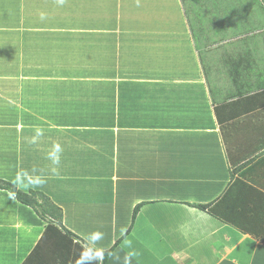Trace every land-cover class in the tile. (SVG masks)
<instances>
[{
    "label": "crops",
    "instance_id": "0c3cea01",
    "mask_svg": "<svg viewBox=\"0 0 264 264\" xmlns=\"http://www.w3.org/2000/svg\"><path fill=\"white\" fill-rule=\"evenodd\" d=\"M227 1L87 3L103 11L101 18H109L110 10L114 16L124 6L145 5L153 11L145 23L151 26L159 24L160 12L166 26L180 28L162 36L161 46L150 35L146 47L162 49L168 61L181 55L190 63L176 69L146 60L157 94L147 102L124 100L122 111L129 104L131 111L120 112V120L132 124L118 130L113 155L79 142L74 151L56 144L41 148L40 172L29 189L61 210V224L15 202L24 209L17 215L22 220L12 227L13 249H0V264H100L92 251H106L117 241L106 264H264V65L256 60L257 37L244 23L249 16L231 11ZM13 18L1 16L0 26L14 24ZM94 20L101 22L100 16ZM210 25L229 27V33L218 29L212 35L217 29ZM33 31L38 47L47 35ZM97 35L103 48L104 34ZM144 37L136 46L137 37L129 41L141 49ZM158 74L161 81L154 78ZM62 130L63 125L41 135L57 138ZM0 244L8 248V239L0 237Z\"/></svg>",
    "mask_w": 264,
    "mask_h": 264
},
{
    "label": "rangeland",
    "instance_id": "374dc122",
    "mask_svg": "<svg viewBox=\"0 0 264 264\" xmlns=\"http://www.w3.org/2000/svg\"><path fill=\"white\" fill-rule=\"evenodd\" d=\"M2 2L0 17L14 16L17 21L13 20L14 24L1 21L6 24L0 26V54L3 56L0 57V179H6L24 192L33 190L29 187L36 185L31 181L35 182L34 177L40 172L42 159L39 152L46 145L56 144L63 149L73 147L74 151L79 142L84 147L100 149L102 156L113 155L112 146L118 130L132 124L120 120L121 113L131 111L128 110L130 104L122 111L124 100L132 103L134 100L130 98L135 96L147 102L157 94V88L151 90V69H148L147 61L151 64L156 59L160 67L161 63H166L176 66V69L189 66L188 58L180 55L177 61L175 58L174 62L168 61V56L161 54L162 49L158 52L156 47L153 51L146 47L150 35L156 37L153 44L160 43L161 46L162 41L158 40L162 36H170L180 26H166L160 12L155 19L159 22L157 27L146 25L153 11L144 8L145 5L140 10L124 6V9H117L114 16L110 10V17L105 14L102 19L101 9L87 5L93 4V0ZM226 4L231 5V11L249 16L244 23L248 32L257 37L255 48L252 47L258 57L257 62L264 64V0H228ZM236 6L239 7L235 11L232 8ZM98 16L101 22L94 20ZM245 26L238 28L246 29ZM212 28L217 29L212 35H218V29L225 35L229 33L226 26ZM31 30L34 33L46 32L47 36L38 47L32 43ZM99 33L104 34L103 48ZM140 34H148V38H141L143 48L135 49ZM129 39L136 40L135 46ZM233 42L236 47L239 46L238 41ZM184 74H189L187 69ZM161 76L158 74L154 78L161 81ZM140 81L146 84L138 86ZM187 93L191 95V92ZM159 96L165 101L172 100L168 94L159 92ZM66 118L71 127L69 129ZM61 119L64 121L58 122ZM61 125L62 135L57 138L47 136L49 130L58 129ZM45 130L47 135L43 137L41 132ZM102 156L99 155V158ZM15 202L8 192L0 190V237L8 239V248L0 244V249H13L15 246L12 245V227L22 220L17 215L24 210ZM8 209L13 213L16 211L15 217L13 213L6 212ZM19 250L17 247L16 251Z\"/></svg>",
    "mask_w": 264,
    "mask_h": 264
},
{
    "label": "trees",
    "instance_id": "16d2710c",
    "mask_svg": "<svg viewBox=\"0 0 264 264\" xmlns=\"http://www.w3.org/2000/svg\"><path fill=\"white\" fill-rule=\"evenodd\" d=\"M0 190L8 192L17 202H19L24 206L30 207L36 213H38L40 217L51 218V220L56 221V223L60 226L61 210L52 202H50L49 198L45 196L42 192L36 190H29V192H24L5 179H0ZM197 207L200 209L207 208V206L204 205H197ZM138 208L139 205L134 208L132 219L135 218V215L138 212ZM48 226H52V225L49 224ZM118 243L119 241L115 242L114 245L106 251H102V252L92 251V254L94 255L95 258L98 257L101 258L99 260L100 264H106L110 254L117 247Z\"/></svg>",
    "mask_w": 264,
    "mask_h": 264
},
{
    "label": "clouds",
    "instance_id": "9594fccd",
    "mask_svg": "<svg viewBox=\"0 0 264 264\" xmlns=\"http://www.w3.org/2000/svg\"><path fill=\"white\" fill-rule=\"evenodd\" d=\"M86 259H90V257H86Z\"/></svg>",
    "mask_w": 264,
    "mask_h": 264
},
{
    "label": "bare ground",
    "instance_id": "6f19581e",
    "mask_svg": "<svg viewBox=\"0 0 264 264\" xmlns=\"http://www.w3.org/2000/svg\"><path fill=\"white\" fill-rule=\"evenodd\" d=\"M7 127V126H6ZM3 147V146H2ZM25 239V238H24ZM24 241V240H23ZM25 245V244H24ZM26 248V247H25Z\"/></svg>",
    "mask_w": 264,
    "mask_h": 264
}]
</instances>
